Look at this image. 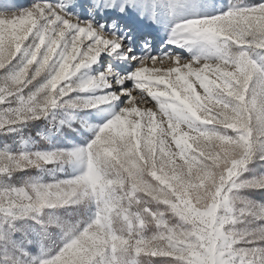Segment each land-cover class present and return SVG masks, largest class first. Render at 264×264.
<instances>
[{"label":"snow or ice","instance_id":"snow-or-ice-1","mask_svg":"<svg viewBox=\"0 0 264 264\" xmlns=\"http://www.w3.org/2000/svg\"><path fill=\"white\" fill-rule=\"evenodd\" d=\"M0 264H264V0H0Z\"/></svg>","mask_w":264,"mask_h":264},{"label":"rangeland","instance_id":"rangeland-1","mask_svg":"<svg viewBox=\"0 0 264 264\" xmlns=\"http://www.w3.org/2000/svg\"><path fill=\"white\" fill-rule=\"evenodd\" d=\"M15 3H17L19 5L27 6L28 4L31 3V0H15Z\"/></svg>","mask_w":264,"mask_h":264}]
</instances>
